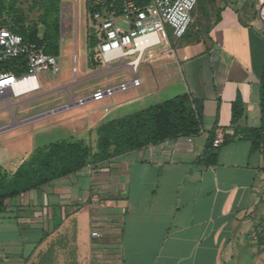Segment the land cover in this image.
<instances>
[{"label":"crops","instance_id":"crops-1","mask_svg":"<svg viewBox=\"0 0 264 264\" xmlns=\"http://www.w3.org/2000/svg\"><path fill=\"white\" fill-rule=\"evenodd\" d=\"M243 4H202L193 23L202 30L208 20L207 38L187 43L190 32L163 51L171 58L159 59L165 67L171 60V91L181 88L172 98L190 94L202 103L201 135L90 165L12 200L0 214V264H264L263 155L239 136L218 147L216 164L199 162L212 131L224 138L260 126L264 21L250 18ZM120 68L108 67L76 83ZM141 79L140 87L146 82ZM72 85L18 104L62 90L74 104ZM161 90L157 84L131 92L118 104L128 110ZM237 101L244 114L233 125Z\"/></svg>","mask_w":264,"mask_h":264},{"label":"rangeland","instance_id":"rangeland-1","mask_svg":"<svg viewBox=\"0 0 264 264\" xmlns=\"http://www.w3.org/2000/svg\"><path fill=\"white\" fill-rule=\"evenodd\" d=\"M13 6L11 16L7 15L6 20L11 17L23 20L27 25L33 26L41 24L42 20L46 25L54 29L59 26V38L57 39L58 54L56 71H44L38 74L41 90L18 99H14L15 106L12 112L1 110L4 104H0V129L13 126L12 129L0 133V167L10 172L15 171L23 162L28 160L33 152L52 143L65 139H82L94 149L97 145L96 132H90L94 126L103 122L119 119L125 115L137 111L144 107H149L157 103L171 99L180 93L179 85L173 87L171 91V60L165 67L159 62L161 56L171 58V53L163 52L171 48L163 39L162 45L150 49L144 56L139 66V77H145L146 82L142 87L131 88L127 91L117 92L111 97L102 101H91L82 106H76L58 114L43 118L41 120L18 125L28 118L35 117L48 110L59 108L70 103L69 94L62 90L52 94L44 95L18 104L24 100L37 97L46 90L58 88L62 84H73L69 90L74 102L93 96L94 93L116 88L123 83H129L134 78V73L130 68H120L108 72L93 79L76 83L84 78L96 76L106 72L108 67L102 65L95 71L91 65L88 45V37L98 36V27L86 8V0H6ZM209 0H202L203 6L208 5ZM243 8L250 18L257 14L259 19L264 21L260 11V4L264 7V0H243ZM11 12V11H9ZM202 22V19H200ZM120 25L125 26L122 22ZM208 20H205L200 33L207 38ZM44 27V26H43ZM149 53L154 59L149 58ZM136 56L126 58V61L134 59ZM121 66L120 61L113 62L110 67ZM177 74V73H176ZM177 76V75H176ZM157 84L162 90L155 97L138 104L128 110L121 109L118 104L124 96L131 92H145L155 89ZM105 109L109 111L106 112ZM264 186V181H263Z\"/></svg>","mask_w":264,"mask_h":264},{"label":"trees","instance_id":"trees-1","mask_svg":"<svg viewBox=\"0 0 264 264\" xmlns=\"http://www.w3.org/2000/svg\"><path fill=\"white\" fill-rule=\"evenodd\" d=\"M97 1L87 0V12L92 18L96 13L103 11ZM133 1L144 6L151 0ZM201 5L202 0H199L197 8ZM120 8L119 4L116 8L119 15ZM12 10L11 3L0 0V31L8 29L14 34L21 35L26 43H34L46 54L56 57L58 54L57 39L59 38L58 24L51 29L46 25L45 20H42L40 25L33 26L27 25L19 18L11 17V20L7 21L6 16L13 13ZM255 17H258L257 14ZM197 27H199L198 23H193L181 40H186L189 37L188 34L192 32L187 43L199 42L202 34L201 29L196 30ZM101 41L102 37L99 35L88 37L91 65L94 70L103 65L96 51ZM7 68L20 77L28 70L27 61L24 57L13 59L8 62ZM260 109L259 127L244 128L239 132L236 130L232 137H224L223 144H228L240 136V140L251 144L253 153L263 155L264 161V71L260 84ZM243 114V104L237 101L233 105L232 124L236 125ZM203 120L202 103L192 98L190 94H183L100 125L95 130L97 135L95 149L85 141L75 139H65L39 148L13 172L0 167V214L5 213L9 203L21 195L40 190L43 186L76 174L90 165H99L119 156L177 138L197 137L203 131ZM215 140L216 134L212 131L205 151L199 158L200 163L208 166L217 163L219 150L213 146ZM261 171L264 173V165Z\"/></svg>","mask_w":264,"mask_h":264},{"label":"built area","instance_id":"built-area-1","mask_svg":"<svg viewBox=\"0 0 264 264\" xmlns=\"http://www.w3.org/2000/svg\"><path fill=\"white\" fill-rule=\"evenodd\" d=\"M97 3L103 11L93 17L98 27V35L102 37L96 51L103 65L110 67L113 62L120 61L122 66L131 68L134 78L129 83L96 92L90 98L80 99L78 106L91 101L99 102L117 92L140 87L143 80L137 71L145 54L162 45L163 39L169 44L171 36L179 40L185 36L194 22L193 14L199 0H151L144 6L133 0H98ZM119 4L120 15L116 11ZM133 56L136 57L126 61V58ZM20 57L26 59L28 70L19 77L7 68V64ZM152 57L149 53V58ZM44 71L58 72L57 57L46 54L34 43H26L21 35L8 29L0 31V104H4L2 110L12 112L14 99L40 91L38 74ZM223 142V136H219L213 146L218 148ZM93 236L98 237L99 234L94 232Z\"/></svg>","mask_w":264,"mask_h":264},{"label":"water","instance_id":"water-1","mask_svg":"<svg viewBox=\"0 0 264 264\" xmlns=\"http://www.w3.org/2000/svg\"><path fill=\"white\" fill-rule=\"evenodd\" d=\"M261 1V0H260ZM260 11H261V14L262 16L264 17V7L260 4ZM75 106H78V102H75L74 104H68V105H65L63 107H60V108H57L55 110H51L49 112H46V113H43V114H40V115H37L35 117H32V118H28L22 122H19L18 125H26V124H29V123H32V122H35V121H38V120H41L43 118H47L49 116H52V115H55V114H58L60 112H63L65 110H68L70 108H73ZM13 126H8V127H4V128H1L0 129V133H3L7 130H10L12 129Z\"/></svg>","mask_w":264,"mask_h":264},{"label":"bare ground","instance_id":"bare-ground-1","mask_svg":"<svg viewBox=\"0 0 264 264\" xmlns=\"http://www.w3.org/2000/svg\"><path fill=\"white\" fill-rule=\"evenodd\" d=\"M17 91H19V90H17Z\"/></svg>","mask_w":264,"mask_h":264}]
</instances>
